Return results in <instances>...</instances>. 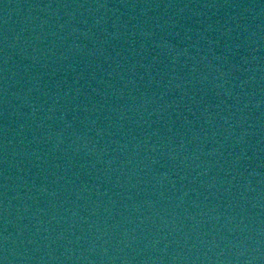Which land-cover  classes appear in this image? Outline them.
<instances>
[{"label":"water","instance_id":"1","mask_svg":"<svg viewBox=\"0 0 264 264\" xmlns=\"http://www.w3.org/2000/svg\"><path fill=\"white\" fill-rule=\"evenodd\" d=\"M0 264H264V0H0Z\"/></svg>","mask_w":264,"mask_h":264}]
</instances>
